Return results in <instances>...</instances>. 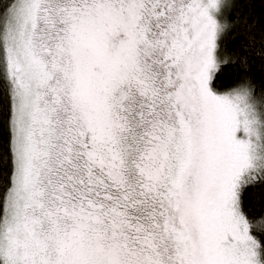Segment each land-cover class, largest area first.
<instances>
[{"label":"snow or ice","instance_id":"snow-or-ice-1","mask_svg":"<svg viewBox=\"0 0 264 264\" xmlns=\"http://www.w3.org/2000/svg\"><path fill=\"white\" fill-rule=\"evenodd\" d=\"M256 6L0 0V264H264Z\"/></svg>","mask_w":264,"mask_h":264},{"label":"trees","instance_id":"trees-1","mask_svg":"<svg viewBox=\"0 0 264 264\" xmlns=\"http://www.w3.org/2000/svg\"><path fill=\"white\" fill-rule=\"evenodd\" d=\"M253 11L257 17H261V22L256 29L257 48H259L264 46L261 44V40L264 39L261 35L264 32V8L260 7L258 0L257 6ZM240 42L237 41L233 47L238 48ZM251 71L257 83L264 86V61H261L258 56L252 57ZM247 206L252 215L256 217L264 215V186L249 189L247 193Z\"/></svg>","mask_w":264,"mask_h":264}]
</instances>
